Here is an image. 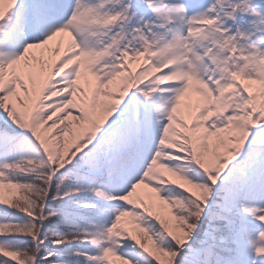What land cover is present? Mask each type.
<instances>
[{
  "label": "rangeland",
  "instance_id": "1",
  "mask_svg": "<svg viewBox=\"0 0 264 264\" xmlns=\"http://www.w3.org/2000/svg\"><path fill=\"white\" fill-rule=\"evenodd\" d=\"M182 1L185 9L180 11L179 19L175 18L166 0H11L0 15V34L10 27H20L27 43L33 45L49 38L54 24L70 26L75 40L71 52L74 67L80 65L82 68L75 75V81H69L73 88H80L81 78L85 76L88 86L94 84L98 88L119 72L126 73L123 80L126 94L121 100L119 116H111L109 121L116 122L114 128L108 129L110 124L97 126L91 141L82 139L61 161L49 164L41 151L50 168L58 166L57 172L74 169L60 174L56 181V195L61 199L58 208H49V198L43 203L38 193L40 187L30 181L21 183L26 192L19 195L20 201L16 196L30 213L46 202L47 215L56 213L71 218L78 216L74 212L85 213L86 216L78 217L80 224L71 223L74 228H70L67 235H59L58 242H46L51 248H58L62 243L85 247L82 248L88 253L85 264H145L153 261L139 257L147 248L169 256L171 264H177L179 255L182 256L181 264H264V122H255L257 129L245 128L247 97L240 88L234 87L236 95L227 111L202 122L211 128H222L229 136L226 151L212 169L202 170L192 164L188 153L172 142L169 136L172 130L167 126L172 111H175L174 118L205 117L214 98L207 84L211 77L226 83L235 77L264 88V81L253 68L254 51L259 45L264 46V0ZM218 6L224 8L218 29L209 36L195 34L191 39L186 67L192 81L187 86V95L182 96V90L167 81L172 57L160 38L162 27L166 22L172 23L177 32H182L188 25L183 17L191 12L198 24L208 20L210 14L218 15ZM128 60L134 63L132 68L126 64ZM30 70L29 77L42 89L45 78L34 76L41 70L36 67ZM155 74L162 77V82L153 84ZM151 83L154 88H150ZM6 89L0 85V123L26 135L29 125L9 101ZM51 90L57 93L55 88ZM61 97L59 95L58 102ZM251 103L250 109H254L256 104ZM68 111L76 118L77 110L69 108ZM59 129L64 133L67 122L61 123L56 128ZM30 131L32 135L37 134L33 125ZM158 133L170 140L160 141L167 145L165 150L154 153L143 170L135 165L123 172L112 170L113 159L120 156L114 149L118 139L126 142L129 137ZM174 151L182 153L178 155ZM4 152L5 155L0 153V188L4 189L5 196L0 200V207L7 208L17 192V176L24 174L30 179L45 171L43 165L25 161L24 154L16 153L6 160L13 152L10 148ZM98 152L102 157L95 158V163L91 164L89 159ZM11 159L18 161L9 163ZM104 173L107 178L103 177ZM67 177L73 179V183L70 184ZM173 178L199 191V195L189 192L175 195L177 188L167 186ZM130 183L161 187L156 197L173 203L172 213L179 221L176 228L183 233L180 240L176 235L171 240L165 238L163 228L153 218L140 217L135 206L104 202L107 195L126 193ZM33 196L38 197V202ZM68 196L77 198L69 203ZM208 200L215 206L210 216L212 224L208 228L189 224L188 219L199 213L196 204L202 201L206 205ZM95 201H99L98 204ZM47 215L43 214V218ZM33 217V214H19L8 219L0 216V255L17 264L30 262L25 249L27 240L19 237L39 228L40 221L36 222ZM136 229L140 231L138 236ZM120 247L129 251L127 256L121 255Z\"/></svg>",
  "mask_w": 264,
  "mask_h": 264
},
{
  "label": "bare ground",
  "instance_id": "2",
  "mask_svg": "<svg viewBox=\"0 0 264 264\" xmlns=\"http://www.w3.org/2000/svg\"><path fill=\"white\" fill-rule=\"evenodd\" d=\"M10 2L11 0H0V15ZM180 2V0H166L167 6L170 7L177 19L180 18V11H183V6ZM218 8L221 9V6H218ZM219 17L220 14H210L208 20L201 21L198 24L196 23L195 14H191L189 18L188 16L183 17L186 20L189 19V26H185L184 28L187 31L181 33L177 32L172 24L164 25V30L169 29L172 31V34L163 41V43H166L173 61L168 80L182 87V96L187 95V83L190 81V77L181 67L183 60L187 58L184 52L191 48V39L195 34L202 33L209 36L215 29H218ZM67 27L68 25L63 23L54 24L51 36L35 45L27 43V39L20 27H10V29L1 31L0 34V85L4 89L7 88L6 92L8 93L9 101L13 102L20 112L27 114L29 117L32 115L30 123H40L38 137L43 139L50 154L56 157L58 161L63 160L82 139L89 142L97 126L108 124L111 116H115L119 112L121 100L126 94V87L123 84V80L126 79V73L123 72L111 77L98 88L94 84L92 85L93 87L88 86V78L86 76L81 78L80 88H73L70 85L69 81L74 80L75 75L82 68L80 65L74 67V58H72L70 53L74 49L75 40L72 32L70 33ZM126 64L129 68L134 66V63L129 60ZM32 67L41 70L38 74L34 73L35 77L45 78V83L41 85L45 86L40 90L38 89L39 91L35 94L33 92L40 87V84H36L35 80L29 77ZM153 78L156 82L162 79L158 75L153 76ZM210 80L213 83L214 98L211 102L209 116L213 117L225 112L224 106L227 104V99L234 96L233 87L236 83L233 82L227 85L215 78ZM242 86L251 95L253 88H250L249 85ZM52 88H55L57 93L53 92ZM59 95L62 96V105L55 107L54 111L44 117L47 106L57 104ZM69 108L70 110L78 111L76 112V118L70 116ZM70 112L72 113L73 111ZM57 116H59L60 123L67 122V129L62 134L61 129L58 133L56 130L48 128L50 123L47 125V121H52ZM61 116H63L62 119ZM32 117L34 118L32 119ZM43 121H46V125H44ZM220 157L221 154L215 157L210 152H207L205 155L198 156L197 158L201 160L197 161L195 159V162L202 169L208 170L211 166L217 164ZM171 182L193 195H199V191L188 188L178 178H173ZM144 188H141V185H134L130 188L131 190H128L123 195H114L109 197V199H111V202L127 203L128 200L132 201L139 193L142 202H138V207L142 209L144 203L149 204L153 200V205L150 209L152 212L150 214L151 218L163 228L165 238L171 240L173 235H176L180 240L183 233L181 229L176 228L179 221L172 213L173 203H169L166 200L158 201L156 196L153 195L154 192L152 193L150 186L147 189L145 188V190ZM4 196L5 191L0 188V200ZM150 198L152 199L150 200ZM256 220L261 221L262 219ZM144 257H151L158 264H171V258L167 255H162L149 249L145 252ZM120 264H127V262Z\"/></svg>",
  "mask_w": 264,
  "mask_h": 264
},
{
  "label": "trees",
  "instance_id": "3",
  "mask_svg": "<svg viewBox=\"0 0 264 264\" xmlns=\"http://www.w3.org/2000/svg\"><path fill=\"white\" fill-rule=\"evenodd\" d=\"M7 148H10L13 153L7 155L8 158L13 156L16 153L24 154L25 161L28 163H33L37 165H43L42 170L45 171L44 174H38L32 178L29 179V177H26L24 174L21 176H17L18 178V184L16 185L17 192L12 197L11 202L9 203L8 207H0V216H2L5 219L16 217L19 214H25L30 215L33 214L34 220L36 222L40 221L42 223H38V229L35 231L33 230L32 234L27 233L25 237H19L24 240H27L25 243V249L26 252L29 253L30 262L28 264H85L87 262L86 258L88 257V253L85 249V247H80L79 245L72 243H62L58 248H51L46 245V242H58L60 238V234L67 235L70 228H74L75 224H80L81 221L78 217H84L85 213L82 212H74L78 216L77 217H71L69 215H58L55 213V215H47L49 211L45 209L44 206H46V203L37 209H33V211L26 210V207L23 203L20 201V196L23 195L26 192V189L21 188L23 185L22 182L27 183L30 181L32 184H36L40 187L38 193L40 195V200L43 199V203L48 198L50 199V204L48 205L49 208L52 210L57 209L58 205L57 203L60 202V198L56 195L57 194V180L60 174L62 175L65 171L68 172L69 170L73 168H66L63 172H57L58 166H54L53 168H50L47 165L46 159L44 155L42 154L39 147L36 145L34 141H32L29 137L22 135L20 133H17L16 131L11 130L7 126H1L0 127V153L2 155H5V150ZM102 157L101 153L98 152L95 157L90 158L89 162L91 164L95 163V158ZM18 159V158H17ZM11 159L9 160V163H17L18 160ZM81 168H86L84 165L80 166ZM10 170V169H9ZM15 170V169H14ZM74 170V169H73ZM15 170L14 172H16ZM57 172L55 175L53 173ZM90 176V175H89ZM103 177H108L105 175ZM67 181L71 184L73 183V179L67 177ZM100 179V177H99ZM215 192V188L212 189ZM175 195L180 196V194L184 195V192H180L178 189L174 191ZM21 194V195H20ZM20 195V196H19ZM19 197V201L17 200V197ZM35 201L38 202V197H32ZM65 196L62 198L63 200ZM73 198H77L75 196H68V202L71 203V200H74ZM19 205H17V203ZM99 201H95L96 204H98ZM42 203V204H43ZM197 209L199 210V213H197L196 216H193L188 219L189 224L195 225L199 224L200 226H204L205 228L212 224L211 221V213H213L214 207L211 200H208L206 205L202 203V201L198 202L196 204ZM32 208V206H31ZM18 209V210H17ZM194 211V209H193ZM196 211V210H195ZM195 211L193 213H195ZM27 213V214H26ZM202 213V215H201ZM43 214L47 215L46 218H43ZM92 215V213H89ZM200 214V215H199ZM86 216V215H85ZM38 218V220H37ZM40 218V220H39ZM64 218V219H63ZM62 219L64 224L62 223ZM71 223L74 225L72 226ZM53 225V226H52ZM152 228H155V226L152 225ZM208 228V227H207ZM155 230V229H153ZM210 230V229H209ZM27 231V230H26ZM28 232V231H27ZM139 230L136 229V235L139 234ZM200 233L202 230L199 231ZM211 232V230H210ZM59 236V237H58ZM194 247V245H192ZM87 248V247H86ZM120 253L128 254L129 251L125 249L124 247H120ZM45 257L47 259H45ZM44 259V260H43ZM17 264L14 260H7V258L0 255V264ZM182 263V256L179 255V261L177 264ZM145 264H156L153 261H148Z\"/></svg>",
  "mask_w": 264,
  "mask_h": 264
},
{
  "label": "flooded vegetation",
  "instance_id": "4",
  "mask_svg": "<svg viewBox=\"0 0 264 264\" xmlns=\"http://www.w3.org/2000/svg\"><path fill=\"white\" fill-rule=\"evenodd\" d=\"M218 13L220 16L222 15L224 8L221 7V9H218ZM220 19V17H219ZM186 31L185 28H183L184 32ZM181 33V32H179ZM191 44V43H190ZM192 48V45H191ZM190 50V49H189ZM189 50H185L184 55L187 56L182 62V69L184 72L187 73V75L190 77V71L186 67L188 65V58H189ZM261 63V64H260ZM253 68L255 69L257 76L264 81V46L259 45L256 47L254 51V60H253ZM261 68V69H260ZM263 74V75H262ZM157 75V74H155ZM153 75V76H155ZM215 78V77H211ZM210 78V79H211ZM216 79V78H215ZM218 80V79H217ZM192 81L190 77V81L187 83L189 84ZM203 81H205L203 79ZM220 81V80H219ZM158 82V81H157ZM154 79L153 84L157 83ZM161 82V81H159ZM222 82V81H220ZM235 82L234 87H238L241 89L243 92V95L247 97V103L246 109L248 112V115L246 116V119L244 118V125L245 128L248 130H253L257 129L258 127H254V123L257 121H262L264 122V88L251 84L250 82H243L240 79L233 78L230 83L222 82L224 84L230 85L231 83ZM170 85H173L174 87L181 89V86H179L177 83L172 82L169 83ZM208 84V87L213 89V83L210 80ZM152 83L150 84V88H154L155 85L151 86ZM242 85H249L250 88H253V92L251 95H249L245 90ZM188 86V85H187ZM212 87V88H211ZM233 87V91H234ZM236 93L234 91V96L230 97L227 99V104L224 106L225 107V112L227 111L226 109L229 108V106L232 104V101L235 97ZM252 101L256 104L254 109H250L252 105ZM210 107V106H209ZM189 111H192V108H188ZM175 111H172L170 114V121L167 123V126H169L168 129L172 130L169 133L170 138L172 137L173 140L172 142H176L177 147L182 148V150L186 151L188 153V158L190 159L191 163L193 164L195 159H197L198 156L205 155L207 152H210L213 156L218 157L220 154H222L223 151H226L227 149V144L229 140V136L226 131H224L222 128H211L208 125H202V122H207L209 118H215L216 116H220L222 114L215 115L213 117L209 116V111L205 115V117H197V119H192L190 118L189 120L183 119L182 116H178V118L173 117V113ZM224 112V113H225ZM216 114V113H214ZM193 116V114H192ZM115 117V116H112ZM114 128V125H112ZM158 128V125L156 126ZM111 128V130L113 129ZM156 128V129H157ZM117 132L118 129H115ZM168 130H166L167 132ZM111 132V131H110ZM109 132V133H110ZM170 138H167L160 133H158L156 136H141L137 135L136 137H129L126 142L121 141L120 139L117 140L116 142V147L115 153H133L137 155V158L139 160L140 168L141 170L144 169L145 166L148 165L149 158L157 152H162L165 150V147L167 146L165 143H162L160 141H167L170 140ZM160 142V146L157 145V142ZM255 148L254 146H252ZM247 151V148L245 149ZM174 154L181 155L182 152L179 151H174ZM121 161L119 160V157L117 156V159H113L112 164V170L113 171H119L121 168ZM212 167V166H211ZM160 185V184H159ZM156 187V185L154 184ZM157 188V187H156ZM158 189V188H157ZM161 189V187L159 188ZM158 189V190H159Z\"/></svg>",
  "mask_w": 264,
  "mask_h": 264
},
{
  "label": "water",
  "instance_id": "5",
  "mask_svg": "<svg viewBox=\"0 0 264 264\" xmlns=\"http://www.w3.org/2000/svg\"><path fill=\"white\" fill-rule=\"evenodd\" d=\"M35 89H36V87H35ZM40 90V88L38 87L37 88V90H35L33 93L35 94V93H37L39 90ZM60 105H62V98H61V102H57V104H50V105H48L47 107V111H46V113L44 114V117H46L47 115H49L52 111H54V108L55 107H57V106H60ZM21 113V115L24 117V119L26 120V122L28 123V133L26 134V136L27 137H29L31 140H33L38 146H39V148L41 149V151L43 152V154L45 155V157L47 158V160H48V162H49V164H51V162H53L54 160H56V157H53V155L52 154H50V151H49V149H48V147L46 146V144L44 143V141H43V139H40L39 137H38V135H39V132H40V123L38 124L37 122L34 124V123H30V119H31V116L29 117L27 114L25 115L24 113H22V112H20ZM61 115V114H60ZM34 117H32V119H33ZM60 120H59V116H57V117H55L54 118V120H52V121H47V125L50 123V125H48V128H52V129H54V130H56V128L58 127V126H60V122H59ZM44 122V125H46V121H43ZM34 126V127H36V129H37V134L36 135H32L31 134V131H30V127L31 126ZM108 128V127H107ZM61 130L59 129V130H56V132H60ZM95 135V133H93L92 134V138H93V136ZM92 140V139H91ZM90 140V141H91ZM150 186V185H149ZM175 186V185H174ZM146 188L147 189V187L148 186H146V185H142L141 186V188ZM145 188H144V190H145ZM150 189H152V193H153V195L154 196H156L157 195V189L154 187V186H150ZM152 195V196H153ZM157 198V197H156ZM152 198H150V200H151ZM160 199H158V201H159ZM162 200V199H161ZM138 202H142V200H141V198L139 197V193H137V195H136V197H134V199H132V204L134 205V206H137L138 207ZM150 202V201H149ZM152 202H153V200L151 201V203H144V206H143V209L142 208H138L139 210H140V212H141V215H140V217H144V218H148V219H152L151 218V216H150V214H152V212L150 211V209H151V207H152ZM172 208H174V205H172ZM146 210V211H145ZM151 250V251H153V252H155L154 250H153V248H147V250ZM141 258H142V260L143 259H152L151 257H144V252L142 253V254H140L139 255ZM169 257V256H168Z\"/></svg>",
  "mask_w": 264,
  "mask_h": 264
}]
</instances>
